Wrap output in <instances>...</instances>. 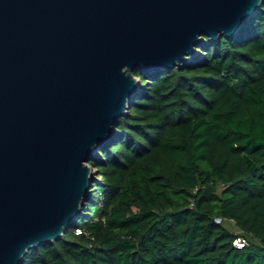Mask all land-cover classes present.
I'll return each instance as SVG.
<instances>
[{
	"label": "trees",
	"instance_id": "1",
	"mask_svg": "<svg viewBox=\"0 0 264 264\" xmlns=\"http://www.w3.org/2000/svg\"><path fill=\"white\" fill-rule=\"evenodd\" d=\"M196 48L133 71L141 89L89 159L80 212L21 264H264V0Z\"/></svg>",
	"mask_w": 264,
	"mask_h": 264
},
{
	"label": "water",
	"instance_id": "2",
	"mask_svg": "<svg viewBox=\"0 0 264 264\" xmlns=\"http://www.w3.org/2000/svg\"><path fill=\"white\" fill-rule=\"evenodd\" d=\"M263 0H0V264L60 238L142 84Z\"/></svg>",
	"mask_w": 264,
	"mask_h": 264
},
{
	"label": "built area",
	"instance_id": "3",
	"mask_svg": "<svg viewBox=\"0 0 264 264\" xmlns=\"http://www.w3.org/2000/svg\"><path fill=\"white\" fill-rule=\"evenodd\" d=\"M222 218H219L218 221H222ZM228 222H232L231 219L227 220ZM76 232L82 233L83 231L79 228L76 229ZM246 244V240L244 238H236V240L234 241V245L236 248H242L244 247V245Z\"/></svg>",
	"mask_w": 264,
	"mask_h": 264
},
{
	"label": "rangeland",
	"instance_id": "4",
	"mask_svg": "<svg viewBox=\"0 0 264 264\" xmlns=\"http://www.w3.org/2000/svg\"><path fill=\"white\" fill-rule=\"evenodd\" d=\"M195 56V55H194ZM191 57H193V56H191ZM189 58H190V56H189ZM140 89H141V85L137 88V91L135 92V93H137L138 91H140ZM134 93V94H135ZM133 94V95H134ZM128 110V109H127ZM94 176H96V172L94 171V170H92V177H94ZM92 177H91V179H92ZM229 228H231V229H233V230H237V228H236V226H235V224L234 223H229V222H227V224H226ZM78 234H79V232H77Z\"/></svg>",
	"mask_w": 264,
	"mask_h": 264
}]
</instances>
